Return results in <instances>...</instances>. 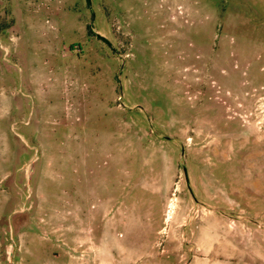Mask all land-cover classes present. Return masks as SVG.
Listing matches in <instances>:
<instances>
[{
	"label": "rangeland",
	"instance_id": "rangeland-1",
	"mask_svg": "<svg viewBox=\"0 0 264 264\" xmlns=\"http://www.w3.org/2000/svg\"><path fill=\"white\" fill-rule=\"evenodd\" d=\"M0 264H264V0H0Z\"/></svg>",
	"mask_w": 264,
	"mask_h": 264
},
{
	"label": "trees",
	"instance_id": "trees-1",
	"mask_svg": "<svg viewBox=\"0 0 264 264\" xmlns=\"http://www.w3.org/2000/svg\"><path fill=\"white\" fill-rule=\"evenodd\" d=\"M100 38L104 39L103 37L100 36Z\"/></svg>",
	"mask_w": 264,
	"mask_h": 264
}]
</instances>
